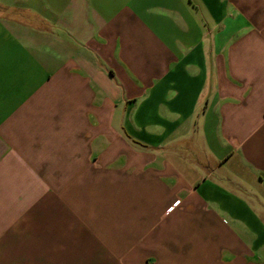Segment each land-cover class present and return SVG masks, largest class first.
I'll return each instance as SVG.
<instances>
[{"label": "crops", "instance_id": "obj_1", "mask_svg": "<svg viewBox=\"0 0 264 264\" xmlns=\"http://www.w3.org/2000/svg\"><path fill=\"white\" fill-rule=\"evenodd\" d=\"M0 264H264V0H0Z\"/></svg>", "mask_w": 264, "mask_h": 264}]
</instances>
